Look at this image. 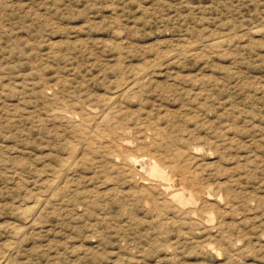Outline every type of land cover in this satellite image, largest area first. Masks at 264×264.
Listing matches in <instances>:
<instances>
[{
	"label": "rangeland",
	"instance_id": "1",
	"mask_svg": "<svg viewBox=\"0 0 264 264\" xmlns=\"http://www.w3.org/2000/svg\"><path fill=\"white\" fill-rule=\"evenodd\" d=\"M175 52L177 58H166ZM138 70L147 75L139 81L133 76ZM110 94L120 97L117 116L100 125L102 100ZM89 107L95 116L89 123L96 126L91 141L77 125ZM70 109L78 122L66 116ZM123 140L128 146L121 154L115 145ZM150 153L170 170L173 164L193 175L200 215L167 207L155 181L141 185L148 164L131 171L127 159L148 162L154 160ZM170 170L177 184L166 187L174 193L179 176ZM53 171L67 177L64 188L49 190ZM39 197L46 200L29 218L25 213ZM204 221H210L207 229ZM5 262L264 264V0H0V264Z\"/></svg>",
	"mask_w": 264,
	"mask_h": 264
},
{
	"label": "bare ground",
	"instance_id": "2",
	"mask_svg": "<svg viewBox=\"0 0 264 264\" xmlns=\"http://www.w3.org/2000/svg\"><path fill=\"white\" fill-rule=\"evenodd\" d=\"M119 32V31H118ZM248 36V35H247ZM123 40V39H122ZM121 40V41H122ZM193 42H196V41H193ZM219 42V41H218ZM187 43V42H186ZM189 44V47L190 48H192V47H194V46H196V44H194V43H188ZM203 44V43H202ZM216 45H218V44H216ZM120 46V45H119ZM118 46V47H119ZM219 46H221L220 45V43H219ZM116 48V47H115ZM196 48V47H195ZM199 48V47H198ZM117 50H119V52H120V48L119 49H117ZM168 50V49H167ZM182 50V49H181ZM118 52V51H117ZM118 52V53H119ZM170 52V51H169ZM181 52V51H180ZM166 53V52H165ZM176 53L177 52H175V54H169V55H167L166 56V58H171V56H175V58H177L176 56L178 55H176ZM182 53V52H181ZM122 54V53H121ZM120 55V54H119ZM182 55V54H181ZM121 56V55H120ZM179 56V55H178ZM122 57V56H121ZM164 58V57H163ZM149 59V58H148ZM156 59V58H155ZM162 59V58H161ZM168 59V60H169ZM141 67V66H140ZM27 68V67H26ZM32 68V67H31ZM143 68V67H142ZM136 69V68H135ZM35 70V69H34ZM117 71V70H116ZM146 71V70H145ZM145 71L144 70H138V71H136L134 74H133V76H135V78H137V80L139 81V80H142V79H144L145 78V76H147L146 75V73H145ZM154 72V71H153ZM34 74V73H33ZM111 75V74H110ZM123 76V75H122ZM152 76V75H151ZM149 77H150V75H149ZM148 77V78H149ZM35 78H36V76H35ZM121 78V77H120ZM152 79V78H151ZM131 80H133V78L131 79ZM135 80V79H134ZM149 80V79H148ZM160 81V80H159ZM134 82V81H133ZM126 83V82H125ZM146 83H147V80H146ZM65 84V83H64ZM63 84V85H64ZM131 84V83H130ZM137 84V86H138V83H136ZM128 85V84H127ZM135 85V84H134ZM49 86V85H48ZM86 87V86H85ZM120 87H121V83H120ZM125 87V86H124ZM133 87V86H132ZM131 87V88H132ZM48 88V87H47ZM61 88V87H60ZM59 88V89H60ZM70 88V87H69ZM102 88V87H101ZM184 88V87H183ZM50 89V88H49ZM135 89H136V86H135ZM47 90V89H46ZM54 90V89H53ZM53 90H52V92H53ZM76 90V89H75ZM100 90V89H99ZM132 90H134V89H132ZM40 91V90H39ZM42 91V90H41ZM49 91L51 92V89L50 90H48V93H49ZM58 91V90H57ZM65 91V90H64ZM67 91V90H66ZM97 91V90H96ZM106 91V90H105ZM131 91V90H130ZM129 91V92H130ZM200 91V90H199ZM119 92V91H118ZM134 92L136 93V91L134 90ZM134 92H133V95H134ZM47 93V94H48ZM73 93V92H72ZM84 93V92H83ZM101 93V92H100ZM124 93V92H123ZM131 93H132V91H131ZM103 94H105V92L103 93ZM115 94V93H114ZM127 94V93H126ZM126 94H125V96H126ZM147 94V93H146ZM180 94V93H179ZM49 95V94H48ZM51 95H52V93H51ZM54 95V94H53ZM85 95V94H84ZM83 95V96H84ZM102 95V94H101ZM109 95V94H108ZM107 95V96H108ZM132 95V94H131ZM136 95H137V93H136ZM143 95V94H142ZM195 95H197V94H195ZM154 96V95H153ZM52 97H56L55 95L54 96H52ZM60 97V96H59ZM134 97V96H133ZM140 97V96H139ZM142 97V96H141ZM146 97V96H145ZM144 97V98H145ZM151 97V96H150ZM127 98V97H126ZM153 98V97H152ZM50 99V98H49ZM56 99H57V97H56ZM125 99V98H124ZM134 99V98H133ZM52 100H54V99H52ZM141 100V99H140ZM59 101V100H58ZM129 101H131V100H129ZM139 101V100H138ZM170 101H171V99H170ZM42 102V101H41ZM74 103H75V101H73ZM81 103V101H78L77 102V104L78 103ZM119 102H120V97L119 96H111V94H110V97H107V98H104L103 100H102V104H103V108H104V110H102V111H104L103 112V115H102V117H101V124L98 122V124H100V125H102L103 123H106V122H109L112 118L114 119V117H116L117 115V109H115L116 108V106L118 105V106H120L119 105ZM52 103V102H51ZM137 103V102H136ZM149 103V102H148ZM60 104V103H59ZM64 104V103H63ZM68 104H69V102H68ZM71 104V103H70ZM120 104H123V103H120ZM140 104H142V103H140ZM145 104V103H144ZM38 105V104H37ZM47 105V104H46ZM65 105V104H64ZM124 105V104H123ZM56 106V105H55ZM61 106H62V104H61ZM66 106V105H65ZM101 106V105H100ZM67 107V106H66ZM65 107V108H66ZM69 107V106H68ZM85 107V106H84ZM132 107V106H131ZM43 108V107H42ZM41 108V109H42ZM63 108V107H62ZM85 108H87V107H85ZM84 108V109H85ZM90 108V107H89ZM88 108V109H89ZM137 109H138V107H136ZM141 109H142V105H141V107H140ZM47 109L49 110V108L47 107ZM51 109V108H50ZM53 109V108H52ZM69 109V108H68ZM67 109V110H68ZM87 109V110H88ZM99 109H101V108H99ZM120 109H121V107H120ZM131 109V108H130ZM144 110H145V108H143ZM167 109V108H166ZM169 109V108H168ZM82 110H83V107H82ZM133 111H134V109H132ZM227 110V109H226ZM54 111H55V109H54ZM69 111V110H68ZM94 111H96L95 109H94ZM99 110H97L95 113H97ZM53 112V111H52ZM74 112H76V110L74 111ZM74 112H71V109H70V112H68L67 114H66V116L68 117V119L69 120H71V121H73V122H78L77 121V117L76 116H78L77 114H74ZM81 112V111H80ZM79 112V113H80ZM137 112V111H136ZM148 112V111H147ZM146 112V113H147ZM181 112V111H180ZM44 113V112H43ZM47 113V112H46ZM85 113V112H84ZM125 113V112H124ZM149 113V112H148ZM48 114V113H47ZM50 114V113H49ZM55 114H57V113H55ZM58 114H59V112H58ZM86 118H84L83 116L84 115H82V117H83V119L82 120H80L79 121V123H77V125H78V127H80L81 128V130H84L85 131V134H86V138H87V140H90L91 141V138H92V135H91V131H93L92 129H93V127L95 126H92L90 123H89V120H94V118H95V116L93 115V111H92V108H90V110H88L86 113ZM129 114H131V112L129 113ZM136 114V113H135ZM36 115V114H35ZM61 115V114H60ZM64 115V114H63ZM119 115V114H118ZM122 115V114H121ZM120 115V116H121ZM137 115V114H136ZM147 115V114H146ZM169 115V114H168ZM204 115V114H203ZM57 116H59V115H57ZM92 116H94L93 117V119H92ZM167 116V115H166ZM213 116V115H212ZM39 117H41V116H39ZM96 117H99V116H97L96 115ZM128 117V116H127ZM137 117V116H136ZM141 117V116H140ZM59 118V117H58ZM63 118V117H62ZM66 118V117H65ZM124 118V117H123ZM122 118V119H123ZM135 118V117H134ZM139 118V117H138ZM145 118H147V117H145ZM163 118V117H162ZM206 118V117H205ZM38 119V118H37ZM118 118H116V120H117ZM136 119V118H135ZM199 119V118H198ZM42 120V119H41ZM51 120V119H50ZM152 120V119H151ZM197 120V119H196ZM210 120V119H209ZM57 121H59L60 122V120H57ZM56 121V122H57ZM67 121V120H66ZM95 121H96V119H95ZM94 121V122H95ZM123 121V120H122ZM139 121V120H138ZM169 121V120H168ZM250 121V120H249ZM40 122V121H39ZM65 122V121H64ZM68 122V121H67ZM113 122V121H112ZM116 122H119L118 120L116 121ZM132 122V121H131ZM154 122V121H153ZM156 122V121H155ZM111 123V122H110ZM114 123V122H113ZM121 123V122H120ZM133 123H134V121H133ZM68 124H69V122H68ZM94 124V123H93ZM97 124V125H98ZM116 124V123H115ZM146 124V123H145ZM64 125V124H63ZM130 125H131V123H130ZM137 125H138V123H137ZM203 125V124H202ZM75 126V125H74ZM118 126V125H117ZM125 126V125H124ZM123 125H122V127L123 128H125ZM132 126V125H131ZM135 126V125H134ZM146 126V125H145ZM156 126H158L157 124H156ZM230 126H231V124H230ZM96 127V126H95ZM108 127V126H107ZM107 127L105 128V129H107ZM137 127V126H136ZM188 127V126H187ZM70 128H71V126H70ZM108 128H110V127H108ZM121 128V127H120ZM122 128V129H123ZM145 128V127H144ZM158 128V127H157ZM162 128H163V126H162ZM95 129V128H94ZM99 129V128H98ZM117 130H118V128H116ZM134 129V128H133ZM96 130V129H95ZM101 130V129H100ZM124 130V129H123ZM132 130V129H131ZM165 130V129H164ZM80 131V130H79ZM106 131V130H105ZM109 131V130H108ZM158 131V130H157ZM156 131V132H157ZM81 132V131H80ZM100 132V131H99ZM98 132V133H99ZM102 132V131H101ZM146 132V131H145ZM192 132V131H191ZM224 132V131H223ZM108 133V132H107ZM106 133V135H108ZM123 133V132H122ZM131 133V132H130ZM193 133V132H192ZM93 134V133H92ZM102 135H104L103 133H101ZM160 134V133H159ZM52 135H54V134H52ZM83 135V134H82ZM101 135V138H102V140H104V138H106V136H102ZM141 135H143L142 133H141ZM153 135V134H152ZM158 134H156L155 136H157ZM161 135V134H160ZM96 136V139H98L97 138V135H95ZM109 136V135H108ZM123 136V135H122ZM126 136V135H125ZM139 136V135H138ZM154 136V137H155ZM63 137V136H62ZM67 137V136H66ZM65 137V138H66ZM113 137V136H112ZM116 137V136H115ZM114 137V138H115ZM132 137V136H131ZM130 137V138H131ZM137 137V136H136ZM165 137V136H164ZM205 137V136H204ZM61 138V137H60ZM127 138V137H126ZM59 139V138H58ZM61 139H63V138H61ZM95 138H94V140H96ZM132 139V138H131ZM146 139H147V137H146ZM208 139H211V138H208ZM99 140V139H98ZM114 141H115V139H113ZM79 141V140H78ZM77 141V142H78ZM83 141V140H82ZM112 141V140H111ZM116 141H117V139H116ZM131 141V140H130ZM157 141V140H156ZM155 141V142H156ZM209 141H211V140H209ZM215 141V140H214ZM71 143H72V141H70ZM84 142H85V139H84ZM83 142V143H84ZM109 142V141H108ZM119 142H121V141H119ZM132 142V141H131ZM149 142V141H148ZM152 142V141H151ZM154 142V143H155ZM174 142V141H173ZM188 142V141H187ZM213 142V141H212ZM73 143H74V141H73ZM72 143V144H73ZM86 143V142H85ZM97 143V142H96ZM171 143V142H170ZM205 143V142H204ZM95 144V143H94ZM148 144V143H147ZM147 144H143V146L144 145H147ZM151 144V143H150ZM149 144V145H150ZM157 144V143H156ZM177 144V143H176ZM212 144V143H211ZM210 144V145H211ZM79 145V144H78ZM85 145V144H84ZM86 145H87V143H86ZM88 145H89V147H90V143H88ZM96 145V144H95ZM141 145V143L139 144V146ZM155 145V144H154ZM153 145V146H154ZM163 145H164V143H163ZM168 145H169V143H168ZM179 145V144H178ZM213 145H214V143H213ZM93 146V145H92ZM91 146V147H92ZM101 146V145H100ZM126 146H128V143L126 142V141H124L123 140V142L122 143H120V145L118 146V145H115V148H116V151L117 150H119L120 151V153H121V150L124 148V147H126ZM130 146V145H129ZM134 146V145H133ZM138 146V145H137ZM148 146V145H147ZM153 146H148V147H152L153 148ZM165 146V145H164ZM180 146V145H179ZM212 146V145H211ZM79 147H81V146H79ZM85 147H87V146H85ZM89 147H88V149H89ZM102 147V146H101ZM109 147V146H108ZM110 147H112V145H110ZM141 147V146H140ZM155 147V146H154ZM157 147V146H156ZM163 147V146H162ZM205 147V146H204ZM44 148V147H43ZM72 148H74L73 146H72ZM82 148V147H81ZM100 148V147H99ZM98 148V149H99ZM143 147H141V149H142ZM185 148V147H184ZM212 148H213V146H212ZM217 148H218V146H217ZM46 149V148H45ZM75 149L76 150H74V152L76 151H78L79 149H78V147L76 148L75 147ZM78 149V150H77ZM91 149V148H90ZM137 149V148H136ZM140 149V150H141ZM163 149V148H162ZM165 149V148H164ZM196 149V148H195ZM207 149V148H206ZM210 149V148H209ZM219 149V148H218ZM41 150V149H40ZM82 150V149H81ZM86 150H87V148H86ZM109 150H110V148H109ZM147 150V149H146ZM156 150H158V149H156ZM166 150V149H165ZM187 150V149H186ZM197 150V149H196ZM202 150H204V149H202ZM208 150V149H207ZM215 150H216V148H215ZM43 151V150H42ZM96 151V150H95ZM103 151H104V149H103ZM111 151H112V149H111ZM132 151H134V150H132ZM136 151V150H135ZM151 151V150H150ZM154 151H155V149H154ZM173 151V150H172ZM80 152V151H79ZM84 152V151H83ZM94 152V151H93ZM98 152V151H97ZM110 152V151H109ZM113 152V151H112ZM157 152V151H156ZM181 152V151H180ZM198 152V151H197ZM205 152V151H204ZM209 152H211V150H209ZM209 152L207 153V154H209ZM222 152V151H221ZM46 153V152H45ZM78 153V152H77ZM113 153H115V152H113ZM140 153V152H139ZM159 154L161 153V152H158ZM163 153V152H162ZM165 153V152H164ZM188 153V152H187ZM194 153V152H193ZM213 153V152H212ZM212 153H211V155H212ZM68 154V153H67ZM75 154V153H74ZM73 154V155H74ZM79 154V153H78ZM104 154H106V153H104ZM122 154V153H121ZM135 154V153H134ZM146 154L148 155L149 153H147V151H146ZM170 154V153H169ZM201 154V153H200ZM46 155V154H45ZM83 155H85V154H83ZM126 155H128V154H126ZM130 155V157H131V154H129ZM147 155H145V156H147ZM150 155H152L151 153H150ZM166 155V154H165ZM195 155H197V154H195ZM210 155V154H209ZM214 155V154H213ZM82 156V155H81ZM93 156H95V155H93ZM101 156V155H100ZM116 156V155H115ZM153 157H154V155H152ZM156 156V155H155ZM160 156V155H159ZM159 156H157V157H159ZM164 156V155H163ZM170 156V155H169ZM174 156V155H173ZM192 156V155H191ZM201 156H202V154H201ZM249 156V155H248ZM67 157V156H66ZM69 157V156H68ZM84 157V156H83ZM82 157V158H83ZM91 157V156H90ZM124 157H126V156H124ZM161 157V156H160ZM159 157V158H160ZM165 157V156H164ZM168 157V156H167ZM176 157V156H175ZM186 157V156H185ZM193 157V156H192ZM241 157V156H240ZM71 158V157H70ZM69 158V159H70ZM74 158V156L72 157V159ZM102 158V157H101ZM115 158V157H114ZM146 158H148V156L146 157ZM166 158V157H165ZM179 158H181V157H179ZM195 158V157H194ZM198 158H199V156H198ZM197 158V159H198ZM66 159V158H65ZM69 159H67V160H65V164L67 163L68 164V162H69ZM76 159V158H75ZM74 159V160H75ZM85 159V158H84ZM84 159L82 160V161H84ZM86 159H88V158H86ZM94 159L96 160V158L94 157ZM127 159V158H126ZM154 160H152V159H149L148 160V162H147V160L145 161V162H143L142 160H139V158L138 157H136V158H134V156H133V158H128L127 159V163H128V166L131 168V171H133V170H142L143 171V169H144V167H143V164H148V169L146 170H144V172H145V177H142V179H143V181H141L142 183H141V185L142 186H145V184L147 183L146 181H149V180H153V181H155L156 183H157V185L158 186H160L161 188H160V191L158 192L159 194H161V195H164L165 196V198H166V196L168 197V198H166V200L167 201H165V203L167 204L166 206L167 207H174L175 209H177V210H179L180 212H182L183 213V211H186V213L188 214V216L190 215V216H193L194 214H199L200 215V213H196V211H197V209H196V207H197V203H199V202H196V200H195V195H194V192H193V190L192 189H195L194 191H195V193L196 192H198V189H196L194 186V183L192 182V176L193 175H191V174H189L188 172L189 171H187L186 170V168H184V167H181V166H178L177 167V165H173L172 164V171H176L177 172V175L179 176V177H177L178 179H179V184L177 185L180 189L179 190H175L174 191V193H170L169 192V190H168V188L166 187V185H168V184H171L170 186H174V185H176L175 183H174V179H172V177H171V175H170V172H168V170H170L169 169V167H167V166H165L164 165V163L163 164H160V162H158V160H156L155 161V157L153 158ZM163 159V158H162ZM167 159V158H166ZM169 159V158H168ZM168 159H167V161H168ZM183 159V158H182ZM200 159V158H199ZM203 159V158H202ZM71 160V159H70ZM78 160H81V159H78ZM114 160V159H113ZM117 159H115V161H116ZM173 160V159H172ZM187 160V159H186ZM204 160V159H203ZM202 160V161H203ZM210 160V159H209ZM215 160V159H214ZM218 160V159H217ZM86 161V160H85ZM107 161V160H106ZM61 162H62V160H61ZM88 162V161H87ZM116 162H118V161H116ZM206 163H207V161H205ZM71 163V162H70ZM69 163V164H70ZM86 163V162H85ZM113 163V162H112ZM115 163V162H114ZM113 163V164H114ZM165 163H168V162H165ZM178 163V162H177ZM187 163V162H186ZM64 164V165H65ZM112 164V165H113ZM118 164V163H117ZM212 164V163H211ZM214 164V163H213ZM80 165V164H79ZM95 165V164H94ZM121 165V164H120ZM187 165H189V164H187ZM209 165H210V162H209ZM59 166H61V164L59 165ZM71 166V165H70ZM78 166V165H77ZM119 165H117V167H118ZM122 166V165H121ZM170 166V165H169ZM190 166V165H189ZM194 166V165H193ZM199 166V165H198ZM221 166H222V164H221ZM225 166V165H224ZM223 166V167H224ZM255 166V165H254ZM62 167V166H61ZM116 167V166H115ZM120 167V166H119ZM123 167H125V165L123 166ZM147 167V166H146ZM191 167V166H190ZM196 167V166H195ZM226 167V166H225ZM59 168V167H58ZM63 168V167H62ZM126 168V167H125ZM168 168V169H167ZM198 168V167H197ZM69 169H70V167H69ZM113 169V168H112ZM124 169V168H123ZM133 169V170H132ZM227 169H228V167H227ZM59 170V169H58ZM66 170V169H65ZM71 170V169H70ZM73 170H75V169H73ZM170 170V171H171ZM66 171H68V170H66ZM104 171V170H103ZM171 171V172H172ZM194 171H196V170H194ZM229 171V170H228ZM60 172V171H59ZM59 172H54L53 171V173H51L52 175H51V177H52V180H50L49 181V184H47L48 185V188H49V190H50V188H52V190L54 191V188H57V189H59V186L61 185L62 186V184H64L65 185V179L67 178L66 176L64 177L63 176V173L62 174H60ZM113 172V171H112ZM193 172V171H192ZM201 172V171H200ZM69 173V172H68ZM106 173V172H105ZM143 173V172H142ZM196 173V172H195ZM127 174V173H126ZM130 174V173H129ZM132 174H134V172L132 173ZM135 174H136V172H135ZM198 174V173H197ZM196 174V175H197ZM66 175V174H65ZM86 175V174H85ZM108 175V174H107ZM137 175V174H136ZM173 175V174H172ZM176 175V174H175ZM203 175V174H202ZM70 176V175H69ZM134 176V175H133ZM70 177H72V176H70ZM69 177V178H70ZM86 177H88V176H86ZM139 177V176H138ZM204 177H206V176H204ZM176 178V179H177ZM196 178H198V177H196ZM207 178V177H206ZM51 179V178H50ZM122 179V178H121ZM141 179V178H140ZM68 180V179H67ZM115 180V179H114ZM217 180V179H216ZM222 180V179H221ZM243 180H245V179H243ZM131 181H132V179H131ZM152 181V182H153ZM176 181V180H175ZM178 181V180H177ZM220 181V180H219ZM68 182V181H67ZM114 182V181H113ZM133 182V181H132ZM134 182H136L135 180H134ZM223 182H224V180H223ZM48 183V182H47ZM129 183V182H128ZM150 183H151V181H150ZM162 183H164L165 185H163ZM198 183V182H197ZM196 183V184H197ZM203 183V182H202ZM68 184V183H67ZM149 184V183H148ZM199 184V183H198ZM220 184V183H219ZM224 184H226L225 182H224ZM63 185V186H64ZM115 185V184H114ZM155 185V184H154ZM60 186V187H61ZM62 186V187H63ZM130 186V185H129ZM133 186H135L134 184H133ZM169 186V185H168ZM198 186V185H197ZM222 186V185H221ZM227 186V185H226ZM68 187V186H67ZM110 187V186H109ZM132 187V186H131ZM131 187H129V188H131ZM153 187V186H152ZM192 187V188H191ZM46 188V187H45ZM64 188V187H63ZM91 188V187H90ZM89 188V189H90ZM112 188V187H111ZM128 188V189H129ZM172 188V187H171ZM201 188V187H200ZM225 188V187H224ZM62 189V188H61ZM115 189V188H114ZM120 189V188H119ZM127 189V190H128ZM175 189V188H174ZM173 189V190H174ZM204 188H202V190H203ZM215 189V188H214ZM69 190V189H68ZM110 190V189H109ZM130 190V189H129ZM128 190V191H129ZM144 190V189H143ZM146 190V189H145ZM144 190V191H145ZM154 190V189H153ZM157 190V189H156ZM208 190V189H207ZM210 190H212V189H210ZM215 190H217V189H215ZM214 190V191H215ZM46 191V190H45ZM48 191V190H47ZM61 191V190H60ZM63 191V190H62ZM118 191V190H117ZM170 191H172V189H170ZM213 191V190H212ZM58 192H59V190H58ZM126 192V191H125ZM131 192V191H130ZM138 192V191H137ZM140 192H141V190H140ZM146 192H147V190H146ZM135 193V192H134ZM207 193V192H206ZM262 193V192H261ZM141 194H143V193H141ZM203 194H204V192H203ZM216 194H218V193H216ZM222 194V193H221ZM55 195H57L56 193H55ZM95 195V194H94ZM154 195H155V193H154ZM208 195H209V192H208ZM213 195H215V194H213ZM212 195V196H213ZM35 196V195H34ZM47 196V195H46ZM102 196H103V194H102ZM139 196H141V195H139ZM160 196V195H159ZM200 196V195H199ZM204 196V195H203ZM218 196H220V195H218ZM57 197V196H56ZM204 197H206V195L204 196ZM215 197V196H214ZM226 197H228L227 195H226ZM231 197V196H230ZM45 198V197H44ZM218 198V197H217ZM220 198H222V197H220ZM47 199H48V197H47ZM152 199H153V197H152ZM156 199V198H155ZM46 200V199H45ZM43 198H41V197H39V198H37L36 199V201H35V205L34 206H32V207H30V208H28L27 209V211H26V213H25V215L26 214H28V216H29V218L31 217V216H33L35 213H37V210H38V208H39V206H41V204L45 201ZM160 200H162V199H160ZM199 200H200V198H199ZM220 200V199H219ZM224 200V199H223ZM52 201V200H51ZM50 201V202H51ZM204 201V200H203ZM208 201V200H207ZM227 201H228V198H227ZM240 201V200H239ZM242 201V200H241ZM49 202V203H50ZM146 202V201H145ZM144 202V203H145ZM213 202V201H212ZM217 202H218V200H217ZM221 202V201H220ZM34 203V202H33ZM46 203V202H45ZM44 203V204H45ZM48 203V202H47ZM159 202H157V204H158ZM201 203H203V202H201ZM226 203H228V202H226ZM231 203H233V202H231ZM238 203V202H237ZM51 204V203H50ZM85 204V203H84ZM112 204V203H111ZM148 204V203H147ZM164 204V203H163ZM208 204V203H207ZM206 204V205H207ZM256 204V203H255ZM49 205V204H48ZM156 205V204H155ZM209 205V204H208ZM212 205V204H211ZM210 205V206H211ZM218 205V204H217ZM223 205V204H222ZM235 205V204H234ZM233 205V206H234ZM254 205V204H253ZM31 206V205H30ZM151 206V205H150ZM202 206V205H201ZM220 206V205H219ZM228 205H226V207H227ZM46 207V206H45ZM112 207V206H111ZM117 207V206H116ZM203 207V206H202ZM212 207V206H211ZM223 207V206H222ZM236 207V206H235ZM235 207H234V209H235ZM22 208V207H21ZM113 208V207H112ZM148 208H149V206H148ZM152 208V207H151ZM219 208V207H218ZM218 208H217V213H219L218 212ZM255 208V207H254ZM262 208V207H261ZM25 209V208H24ZM43 209H45V208H43ZM173 209V208H172ZM214 209V208H213ZM220 209V208H219ZM225 208H223V210H224ZM228 209V208H227ZM226 209V210H227ZM230 209V208H229ZM170 210V209H169ZM151 211V210H150ZM168 211V210H167ZM166 211V212H167ZM200 211H202V210H200ZM219 211H222V210H219ZM152 212V211H151ZM158 212V211H157ZM163 212V211H162ZM169 212V211H168ZM167 212V213H168ZM255 212V211H254ZM40 213V212H39ZM112 213V212H111ZM204 213V212H203ZM214 213V212H213ZM216 213V214H217ZM226 213V212H225ZM229 213V212H228ZM157 214V213H156ZM163 214V213H162ZM193 214V215H192ZM207 215H208V213H206ZM205 214V215H206ZM230 214V213H229ZM253 214H255V213H253ZM159 215V214H158ZM158 215H156V216H158ZM164 215V214H163ZM182 215V214H181ZM202 215V214H201ZM206 215V216H207ZM257 215V214H256ZM165 216V215H164ZM172 216V215H171ZM170 216V217H171ZM185 216V215H184ZM187 216V215H186ZM187 216V217H188ZM195 216V215H194ZM206 216H204V219H205V217ZM211 216L213 217L214 215H209V216H207V217H209L210 218V220H211ZM221 216H223V215H221ZM243 216V215H242ZM253 216V215H252ZM25 217V216H24ZM36 217V216H35ZM167 217V216H166ZM216 217V216H215ZM256 217V216H255ZM184 218V217H183ZM214 218V217H213ZM240 218V217H239ZM246 218V217H245ZM25 219H27V218H25ZM154 219V218H153ZM158 219V218H157ZM182 219V218H181ZM192 219V218H191ZM196 219H198V218H196ZM218 219V218H217ZM221 219V218H220ZM223 219V218H222ZM241 219V218H240ZM143 220V219H142ZM172 220V219H171ZM177 220V219H176ZM183 220V219H182ZM188 220V219H187ZM195 220V219H194ZM201 220H203V219H201ZM207 220V219H206ZM233 220V219H232ZM239 220V219H238ZM30 221V220H29ZM145 221V220H144ZM156 221V220H155ZM189 222H190V220H188ZM198 221H200V220H198ZM218 221V220H217ZM242 221V220H241ZM263 221V220H262ZM36 222V221H35ZM150 222V221H149ZM165 222V221H164ZM172 222H173V220H172ZM179 222V221H178ZM184 222H186L185 220H184ZM205 222V221H204ZM207 222V221H206ZM203 223V227L204 228H208V226L209 225H211V224H209L210 223V221H208L207 223L209 224V225H207V223ZM213 222H214V220H213ZM213 222H211V223H213ZM250 222V221H249ZM29 223V222H28ZM34 223V222H33ZM137 223V222H136ZM161 223H162V221H161ZM174 223H175V221H174ZM173 223V224H174ZM195 223H197V222H195ZM194 223V224H195ZM199 223V222H198ZM257 223V222H256ZM31 224V223H30ZM135 224V223H134ZM143 224H145V223H143ZM142 224V225H143ZM160 224V223H159ZM158 224V225H159ZM177 224V223H176ZM175 224V225H176ZM179 224V223H178ZM192 224V223H191ZM191 224H188V225H191ZM214 224H215V222H214ZM225 224V223H224ZM223 224V225H224ZM141 225V224H140ZM218 225V224H217ZM216 225V226H217ZM221 225V224H220ZM222 225V226H223ZM32 226H34L33 224H32ZM185 226V225H184ZM202 226V225H201ZM213 226V225H212ZM237 226V225H236ZM239 226V225H238ZM259 226H261V225H259ZM145 227V226H144ZM143 227V228H144ZM176 227H179L178 225L176 226ZM221 227V226H220ZM240 227V226H239ZM257 227H258V225H257ZM165 228V227H164ZM164 228H163V231H164ZM190 228H191V226H190ZM219 228V227H218ZM222 228V227H221ZM22 229V228H21ZM181 229V228H180ZM192 229V228H191ZM212 230H215V229H213V228H211ZM220 229V228H219ZM144 230V229H143ZM187 230V229H186ZM197 230V229H196ZM201 230V229H200ZM199 230V231H200ZM223 230H225V229H223ZM234 229L232 228V231H233ZM236 230V229H235ZM234 230V231H235ZM130 231H131V229H130ZM179 231V230H178ZM182 231V230H181ZM198 231V232H199ZM205 231V230H204ZM209 231V230H208ZM20 232H22V231H20V230H17V235H19V233ZM175 232V231H174ZM214 232V231H213ZM218 232V231H217ZM237 232V231H236ZM242 232V231H241ZM240 232V233H241ZM157 233V232H156ZM210 233V232H209ZM208 233V234H209ZM233 233V232H232ZM14 234H15V232H14ZM198 234V233H197ZM200 234V233H199ZM204 234V233H203ZM212 234V233H211ZM214 234V233H213ZM218 234V233H217ZM216 234V235H217ZM222 234V233H221ZM205 235V234H204ZM219 235H220V233H219ZM225 235H226V232H225ZM225 235H221L222 236V238L225 236ZM175 236V235H174ZM181 237H182V235H180ZM200 236V235H199ZM215 236V235H214ZM244 236V235H243ZM144 237V236H143ZM163 237V236H162ZM171 237H172V235H171ZM185 237V236H184ZM187 238H188V236H186ZM190 237V236H189ZM208 237V236H207ZM206 237V238H207ZM227 237V236H226ZM235 237V236H234ZM164 238V237H163ZM205 238V239H206ZM209 238V237H208ZM238 238V237H237ZM167 239H168V237H167ZM228 239V238H227ZM231 239V238H230ZM194 240V239H193ZM198 240V239H197ZM204 240V239H203ZM203 240H202V242H203ZM207 240V239H206ZM245 240V239H244ZM247 240V239H246ZM200 241H201V239H200ZM205 241V240H204ZM213 241V240H212ZM217 241V240H216ZM219 241V240H218ZM231 241V240H230ZM229 241V242H230ZM233 241V240H232ZM235 241V240H234ZM145 242H146V240H145ZM241 242H243V241H241ZM240 242V243H241ZM246 242V241H245ZM171 243V242H170ZM232 243V242H231ZM239 243V245H241ZM198 244V243H197ZM212 245V244H211ZM211 245H207V246H211ZM221 245H223V244H221ZM206 246V247H207ZM226 246V245H225ZM237 246V245H236ZM244 246V245H243ZM187 247V246H186ZM185 247V248H186ZM206 247H205V249H206ZM213 247H214V245H213ZM227 247V246H226ZM242 247V246H241ZM171 248H172V245H171ZM170 248V249H171ZM211 248H212V246H211ZM210 247L208 248V249H211ZM217 248H218V246H217ZM236 248V247H235ZM244 248V247H243ZM169 249V250H170ZM175 249V248H174ZM214 249H215V247H214ZM227 249V248H226ZM232 249H233V247H232ZM247 249V248H246ZM252 249V248H251ZM255 249V248H254ZM167 250V249H166ZM172 250V249H171ZM207 250V249H206ZM212 250V249H211ZM219 249H217V251H218ZM240 250H242V249H240ZM221 251V250H220ZM223 251V250H222ZM237 251H238V249H237ZM170 252V251H169ZM210 252H212V251H209V253ZM214 252V251H213ZM231 252V251H230ZM235 252H236V250H235ZM248 252V251H247ZM164 253V252H163ZM178 253V252H177ZM206 253H207V251H206ZM205 253V254H206ZM218 253V252H217ZM224 253V252H223ZM222 253V254H223ZM234 253V252H233ZM168 254V253H167ZM173 254V253H172ZM175 254V253H174ZM212 254V253H211ZM251 254V253H250ZM165 255H166V253H165ZM164 255V256H165ZM214 255V254H213ZM244 255V254H243ZM160 256V255H159ZM173 256V255H172ZM224 256H225V254H224ZM249 256V255H248ZM251 256V255H250ZM209 257V256H208ZM161 258V257H160ZM166 258V257H165ZM170 258V257H169ZM177 259H178V257H176ZM175 258V259H176ZM235 259H236V257H234ZM240 258V257H239ZM3 259H4V257H3ZM2 259V260H3ZM184 259V258H183ZM238 259V258H237ZM242 259V258H241ZM5 260V259H4ZM160 260V259H159ZM173 260V259H172ZM218 260V259H217ZM223 260V259H222ZM248 260V259H247ZM170 261V260H169ZM174 261V260H173ZM238 261H240V260H238ZM225 262H227V260L225 261ZM240 262H242V261H240ZM6 263V262H5ZM8 263V262H7ZM6 263V264H7ZM175 263H176V261H175ZM189 263V262H188ZM248 263V262H247ZM256 263V262H255ZM250 264H252V263H250ZM254 264V263H253Z\"/></svg>",
	"mask_w": 264,
	"mask_h": 264
}]
</instances>
